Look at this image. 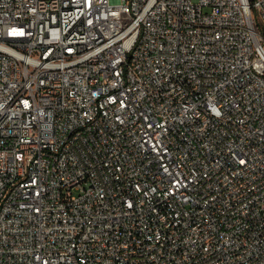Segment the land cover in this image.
Returning a JSON list of instances; mask_svg holds the SVG:
<instances>
[{"label": "built area", "instance_id": "obj_1", "mask_svg": "<svg viewBox=\"0 0 264 264\" xmlns=\"http://www.w3.org/2000/svg\"><path fill=\"white\" fill-rule=\"evenodd\" d=\"M0 264H264V0H0Z\"/></svg>", "mask_w": 264, "mask_h": 264}]
</instances>
